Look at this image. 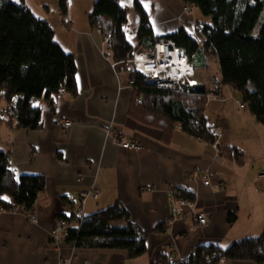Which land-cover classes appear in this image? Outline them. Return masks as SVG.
I'll return each mask as SVG.
<instances>
[{"label":"crops","instance_id":"1","mask_svg":"<svg viewBox=\"0 0 264 264\" xmlns=\"http://www.w3.org/2000/svg\"><path fill=\"white\" fill-rule=\"evenodd\" d=\"M23 1L34 12L33 0ZM94 1L90 5V0H73L56 17V25L50 23L55 40L75 58L74 93L59 92L36 102L41 109L36 128H18L15 120L10 123L9 115L2 113L7 101L0 93V116L5 117L0 123V149L8 153L16 178L38 174L45 181L31 209L35 223L23 208L0 207V264H163L200 245L225 248L241 237L260 235L264 229V177L260 174L264 171V125L249 109L239 107L237 92L226 84L218 88L215 99L208 95L205 109L208 123L223 132L218 149L179 126L163 131L134 119L129 114L134 95L129 68L115 61L111 50L101 52L106 38L89 19ZM135 1L149 15L154 37H165L180 26L193 32L203 21L191 7L186 12L182 0H117L126 6L125 11L129 5L135 7ZM135 11L130 26L139 23L140 13ZM40 17L49 22L46 16ZM197 78L202 86L215 87L202 74ZM66 121L71 124L64 125ZM114 132L136 141L140 148H120L113 141ZM228 146L244 152V163L222 155V148ZM194 172L207 176L210 185L218 184V188L191 178ZM174 187L192 193L194 207L207 216L205 224L186 213L169 230H161ZM92 189L98 196L88 195L81 204V194ZM67 196L74 198L71 208L81 206L85 215L116 201L123 203L129 220L147 232L146 252L130 259L124 249L54 241L51 230L62 217L58 214ZM230 213L237 216L234 223L228 221ZM122 224L123 220L118 221ZM218 264L256 263L222 257Z\"/></svg>","mask_w":264,"mask_h":264},{"label":"trees","instance_id":"2","mask_svg":"<svg viewBox=\"0 0 264 264\" xmlns=\"http://www.w3.org/2000/svg\"><path fill=\"white\" fill-rule=\"evenodd\" d=\"M182 2L192 5L209 19L198 23L201 43L183 28L165 37H154L148 15L135 1L141 22L134 36L138 44L134 45L123 28L127 16L122 6L116 0H95L93 3L90 24L111 40L110 50L115 61H126L140 47L149 49L155 41L169 39L187 54L196 76H200L202 69L194 61V51L203 49L207 55L216 56L219 62L218 73L209 78L215 85L213 88L200 85L184 90L160 89L144 75L128 70L134 93L129 114L163 131L168 126L171 129L179 126L196 138L213 142L216 135L205 116L208 95L213 91L217 93L218 88L226 84L238 92L240 101L256 121L264 125V0ZM66 7L67 2L59 0L60 14L66 12ZM75 76V58L55 40L49 22L37 16L23 0H0V93L8 105L15 104L9 122L15 120L18 128H36L41 109L34 100H49L63 89L74 93ZM4 118L0 116V123ZM222 155L238 163L245 161L244 152L235 146L222 148ZM44 185L43 176L38 174L16 178L8 153L0 149L1 208L30 210ZM182 192L192 200V193ZM58 215L69 222L63 240L73 242L76 247L124 249L130 259L147 250V232L129 220V213L120 201L75 221L64 213ZM236 217L235 213H230L228 221L234 223ZM122 220L124 224L118 225ZM161 230H167L166 222ZM192 250L195 254L188 253L183 264H218L222 257L264 264V229L258 236L241 237L225 248L200 245ZM170 259L176 258L169 257L163 263Z\"/></svg>","mask_w":264,"mask_h":264},{"label":"built area","instance_id":"3","mask_svg":"<svg viewBox=\"0 0 264 264\" xmlns=\"http://www.w3.org/2000/svg\"><path fill=\"white\" fill-rule=\"evenodd\" d=\"M66 2L69 0H65ZM122 9L125 10L126 6L124 4L121 5ZM186 12L190 11V7L184 8ZM129 29L134 30V26H130ZM105 48L102 53L109 52L112 47V42L109 38H106L104 41ZM127 65L128 70H134L145 76L146 80L152 82L157 88L160 89H179L184 90V88H190L195 86L202 85L199 82L196 72L190 63L187 54L182 50V48L178 47L169 39H159L154 42L151 48L140 50L135 52L132 57L128 58L126 61H121ZM112 66L115 67L116 63L113 62ZM132 82L130 81V84ZM65 90H61V94L64 93ZM213 94V95H211ZM209 95L212 96L213 99L216 97L215 91L211 92ZM38 102L40 100H34ZM239 107L244 109L246 106L240 101L236 100ZM13 109L15 110V104L11 102L6 108H3L2 113L6 115H12ZM71 122L66 121L64 125L68 126ZM213 132L216 137L213 142H210L215 149H218L220 145V138L223 136V132L219 127H213ZM113 141L117 146L123 149L131 148V149H139L140 145L130 139H126L123 136L114 132L112 134ZM261 176L264 177V171H262ZM191 178H200L205 185H210V181L207 176H202L199 172H194L190 175ZM212 188H218V184L210 185ZM88 195L96 198L98 196V192L95 190H87L81 194V204L84 203L85 197ZM74 200L73 197L67 196L66 205L62 208V212L68 217L73 218L72 221H75L76 218H82L85 216L83 212V208L80 206L77 209L71 208V202ZM32 209V208H31ZM30 210L28 220L30 222L35 223L37 221L36 215ZM189 212H186V210ZM186 213H190L193 215L198 224L202 225L207 222V216L203 211H198L193 204V201L189 198H186L182 192V190L178 187H174L170 189L169 193V213L166 220V226L169 230L173 223L177 220L182 219ZM69 225V222L63 218H57L56 222L53 225L51 230L50 237L54 241L63 240L66 235V228ZM195 250H191L189 254L194 255ZM188 254V255H189ZM187 256V255H186ZM186 256H180L176 259H170L168 262L164 264H183L186 260Z\"/></svg>","mask_w":264,"mask_h":264},{"label":"rangeland","instance_id":"4","mask_svg":"<svg viewBox=\"0 0 264 264\" xmlns=\"http://www.w3.org/2000/svg\"><path fill=\"white\" fill-rule=\"evenodd\" d=\"M15 1H17V0H15ZM72 1H70V0L67 1V5L69 6ZM31 2H32L31 3V7L33 8L34 13L37 16L44 15V16H46L48 18L49 24L50 23L51 24L54 23L56 25V17H58L60 15V9H59V5H58L59 4L58 3L59 0H33ZM90 2H91L90 5H92V0H90ZM38 5H40L41 8L38 7ZM187 6H189V7L192 8L191 11L194 14H197V16L199 17V19L203 20L204 22H207L209 20L208 18H205L204 16H202V14L200 13V11L198 9H196L195 7H193L192 5H190V4L188 5L187 4ZM90 10L91 9L89 8L88 11H90ZM135 12H136L135 11V7L133 5H129V9L126 11L127 21L123 24V28H124L125 33L127 34L128 39L134 45H137L138 44V41H137V39H135L134 36L138 32V29H139V26H140V22H141V15H140L139 23L134 26L135 27V30L129 29L130 23H132V15ZM149 18L150 17L148 15V23H149V25L151 26V28L153 30V26H152ZM180 28L185 29V31L189 34V36L193 37L194 39H197L198 41H200V43L202 42L201 36L199 35L197 29H195V31L191 32V31H188L183 26H180L178 29H180ZM177 30H175V31H177ZM141 42L142 41H140V43ZM205 54H206V52L203 49H199V50L193 52L194 61L202 69L201 70V74L203 75V77L205 79H207V81H210L209 78H211L213 74L218 73L219 62H218V59H217L216 56H214V55H207V54L205 55ZM206 66H209V69H207ZM228 87L231 88V89H233L229 85H228ZM236 96L237 97H240L239 94H238V92L236 93ZM9 116H11V115H9ZM249 169H250L249 164H246L245 170H249Z\"/></svg>","mask_w":264,"mask_h":264},{"label":"clouds","instance_id":"5","mask_svg":"<svg viewBox=\"0 0 264 264\" xmlns=\"http://www.w3.org/2000/svg\"><path fill=\"white\" fill-rule=\"evenodd\" d=\"M120 5H122V4H120ZM126 10V9H125ZM135 28V27H134Z\"/></svg>","mask_w":264,"mask_h":264},{"label":"water","instance_id":"6","mask_svg":"<svg viewBox=\"0 0 264 264\" xmlns=\"http://www.w3.org/2000/svg\"><path fill=\"white\" fill-rule=\"evenodd\" d=\"M117 1V0H116Z\"/></svg>","mask_w":264,"mask_h":264}]
</instances>
